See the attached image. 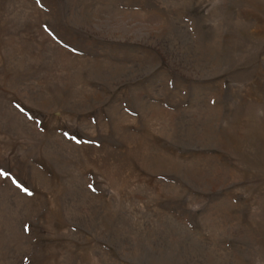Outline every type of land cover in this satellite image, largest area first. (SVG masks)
Wrapping results in <instances>:
<instances>
[{
	"label": "rangeland",
	"instance_id": "374dc122",
	"mask_svg": "<svg viewBox=\"0 0 264 264\" xmlns=\"http://www.w3.org/2000/svg\"><path fill=\"white\" fill-rule=\"evenodd\" d=\"M0 173V264H264V0H0Z\"/></svg>",
	"mask_w": 264,
	"mask_h": 264
},
{
	"label": "snow or ice",
	"instance_id": "6c2138e0",
	"mask_svg": "<svg viewBox=\"0 0 264 264\" xmlns=\"http://www.w3.org/2000/svg\"><path fill=\"white\" fill-rule=\"evenodd\" d=\"M0 174H4V173H0ZM89 187H91V185H89ZM25 191H27V189H25Z\"/></svg>",
	"mask_w": 264,
	"mask_h": 264
}]
</instances>
